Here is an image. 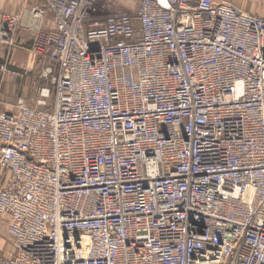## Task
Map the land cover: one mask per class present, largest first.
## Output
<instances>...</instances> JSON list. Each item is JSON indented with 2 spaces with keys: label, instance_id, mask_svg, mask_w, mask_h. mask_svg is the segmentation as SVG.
Instances as JSON below:
<instances>
[{
  "label": "built area",
  "instance_id": "1",
  "mask_svg": "<svg viewBox=\"0 0 264 264\" xmlns=\"http://www.w3.org/2000/svg\"><path fill=\"white\" fill-rule=\"evenodd\" d=\"M137 1L0 17L5 43L42 23L47 82L0 109V264H264V17Z\"/></svg>",
  "mask_w": 264,
  "mask_h": 264
},
{
  "label": "rangeland",
  "instance_id": "2",
  "mask_svg": "<svg viewBox=\"0 0 264 264\" xmlns=\"http://www.w3.org/2000/svg\"><path fill=\"white\" fill-rule=\"evenodd\" d=\"M20 1V0H18ZM137 1V0H136ZM10 0H2L1 14L20 11L11 8ZM138 6L135 2L131 6H119L115 9L134 11ZM28 8L22 10L26 11ZM32 41L19 43L17 33L12 43H5L0 41V109L11 111L12 108L23 99L30 105H37L40 87L47 85V82L37 79L36 74L41 68L39 56L36 55L32 49ZM20 71L19 76L9 74L3 69ZM31 69L28 73L25 72ZM52 92V97H53Z\"/></svg>",
  "mask_w": 264,
  "mask_h": 264
},
{
  "label": "crops",
  "instance_id": "3",
  "mask_svg": "<svg viewBox=\"0 0 264 264\" xmlns=\"http://www.w3.org/2000/svg\"><path fill=\"white\" fill-rule=\"evenodd\" d=\"M40 0H10L11 8H15L16 10H22L29 8ZM220 2H226L233 4L239 10L248 12L251 14H256L264 17V0H217ZM137 1L136 0H118L117 6L121 4L122 6H131L134 5ZM2 9V0H0V17ZM42 26L40 21L27 19L25 18L20 27L17 30V36L19 39V43L23 44L24 42H28L33 40L34 35L36 34V30ZM45 28L52 27V22L50 19L44 23ZM11 239L7 232V224L6 218L0 219V254H7L12 251Z\"/></svg>",
  "mask_w": 264,
  "mask_h": 264
}]
</instances>
